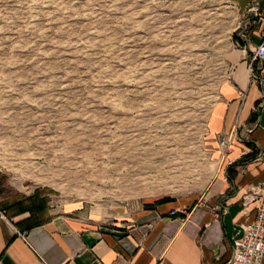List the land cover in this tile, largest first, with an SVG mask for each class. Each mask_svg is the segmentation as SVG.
Segmentation results:
<instances>
[{
    "label": "rangeland",
    "instance_id": "rangeland-1",
    "mask_svg": "<svg viewBox=\"0 0 264 264\" xmlns=\"http://www.w3.org/2000/svg\"><path fill=\"white\" fill-rule=\"evenodd\" d=\"M237 15L228 0H0V208L37 192L43 216L79 202L119 218L202 193Z\"/></svg>",
    "mask_w": 264,
    "mask_h": 264
},
{
    "label": "crops",
    "instance_id": "crops-1",
    "mask_svg": "<svg viewBox=\"0 0 264 264\" xmlns=\"http://www.w3.org/2000/svg\"><path fill=\"white\" fill-rule=\"evenodd\" d=\"M255 1L228 0L238 15L223 57L227 75L206 120L204 143L215 171L202 193L150 203L119 218L65 202L27 230L15 224L26 213L0 215V264L227 263L236 230L264 201V191L253 201L246 196L264 189V60L251 61L260 30L250 10ZM230 133L223 154L218 138ZM182 208L187 216L171 214Z\"/></svg>",
    "mask_w": 264,
    "mask_h": 264
},
{
    "label": "built area",
    "instance_id": "built-area-1",
    "mask_svg": "<svg viewBox=\"0 0 264 264\" xmlns=\"http://www.w3.org/2000/svg\"><path fill=\"white\" fill-rule=\"evenodd\" d=\"M253 17L260 24L259 41L252 53V62H261L264 60V0H256L250 7ZM252 67V66H251ZM254 76V69L251 68V77ZM232 134L220 137L219 146L223 154H225L230 145ZM264 189L251 190L246 196L251 201L260 197ZM189 210L182 208L179 211L171 210V214H182L187 216ZM0 215L4 216L5 212L0 211ZM21 235H23L21 233ZM264 258V201H259L256 205L255 217L252 221L242 223L236 230L233 239L231 254L226 264H262Z\"/></svg>",
    "mask_w": 264,
    "mask_h": 264
},
{
    "label": "trees",
    "instance_id": "trees-1",
    "mask_svg": "<svg viewBox=\"0 0 264 264\" xmlns=\"http://www.w3.org/2000/svg\"><path fill=\"white\" fill-rule=\"evenodd\" d=\"M43 205L44 200L39 198L37 192H34L30 196L22 197L4 205L3 209L5 210V214L10 218L26 213L27 216L18 220L15 224L19 228L27 230L41 224L45 220L41 212Z\"/></svg>",
    "mask_w": 264,
    "mask_h": 264
}]
</instances>
